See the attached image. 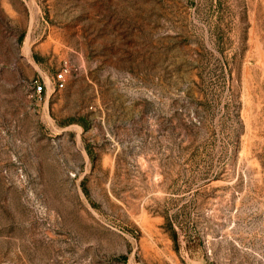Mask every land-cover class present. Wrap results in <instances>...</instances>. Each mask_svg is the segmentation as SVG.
<instances>
[{
	"label": "rangeland",
	"instance_id": "1",
	"mask_svg": "<svg viewBox=\"0 0 264 264\" xmlns=\"http://www.w3.org/2000/svg\"><path fill=\"white\" fill-rule=\"evenodd\" d=\"M0 264H264V0H0Z\"/></svg>",
	"mask_w": 264,
	"mask_h": 264
},
{
	"label": "built area",
	"instance_id": "2",
	"mask_svg": "<svg viewBox=\"0 0 264 264\" xmlns=\"http://www.w3.org/2000/svg\"><path fill=\"white\" fill-rule=\"evenodd\" d=\"M70 73V67L67 62H64L62 68L56 73L55 80L57 83V87L63 88L67 79V76ZM36 93L42 92V86L40 84L36 85Z\"/></svg>",
	"mask_w": 264,
	"mask_h": 264
},
{
	"label": "trees",
	"instance_id": "3",
	"mask_svg": "<svg viewBox=\"0 0 264 264\" xmlns=\"http://www.w3.org/2000/svg\"><path fill=\"white\" fill-rule=\"evenodd\" d=\"M78 122H80V124H81L83 127H86L85 123H83L81 120L78 121Z\"/></svg>",
	"mask_w": 264,
	"mask_h": 264
}]
</instances>
